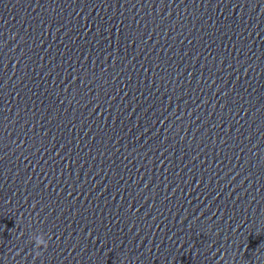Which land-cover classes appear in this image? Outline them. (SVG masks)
<instances>
[{
    "label": "clouds",
    "instance_id": "obj_1",
    "mask_svg": "<svg viewBox=\"0 0 264 264\" xmlns=\"http://www.w3.org/2000/svg\"><path fill=\"white\" fill-rule=\"evenodd\" d=\"M21 235H23V233H21ZM31 240L34 241L35 244V258H39L42 256V251L40 249L43 248L46 250L48 248V240L44 238L43 234L33 235Z\"/></svg>",
    "mask_w": 264,
    "mask_h": 264
}]
</instances>
